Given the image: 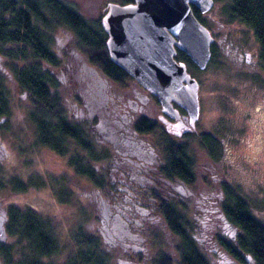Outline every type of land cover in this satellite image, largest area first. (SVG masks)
Segmentation results:
<instances>
[{
  "label": "rangeland",
  "instance_id": "obj_1",
  "mask_svg": "<svg viewBox=\"0 0 264 264\" xmlns=\"http://www.w3.org/2000/svg\"><path fill=\"white\" fill-rule=\"evenodd\" d=\"M69 1L74 3L85 17L92 19L97 18L107 8L108 2L119 4L126 2V0ZM229 2L230 0H214L203 16L214 36L212 59L203 68L188 63L186 65L188 72L199 82L198 117L188 132L189 138L185 141L193 160L194 181L185 184L173 179L168 185V182L159 178L157 189L161 194L175 196L179 201H183L185 208L182 210H186V215L194 226L196 225L201 247L211 264H239L214 241L216 232L229 238L236 232L232 226L226 224L219 210L225 196L222 190L223 183L241 195L253 214L264 223V92L258 86L260 83L255 80L253 83L250 71L246 70L253 69L252 71L255 70L263 78L261 75L264 68L248 67L253 60L248 62L244 55L241 62L239 61L237 49H240L241 54L243 51L258 53V44L251 29L247 34L248 30L246 29L245 33L244 26L240 25L237 19L228 18L225 8H229ZM62 28L64 27L54 29L50 47L58 53L60 61L80 67L89 56L76 48L72 33ZM249 38L252 47L247 43ZM8 62L10 61L0 55V65L3 63L6 65ZM51 70L56 80L54 90L58 93L59 104L66 110L65 115L73 120L83 117L87 108L83 105V97L81 99L78 94L82 82L77 81L73 74L72 77L69 73L62 75L64 68L61 65ZM121 81H117L118 84L114 82L118 88L120 87L115 89L117 93L124 94L127 98V107L142 105L145 107L146 115L156 119L155 114L160 112V106L149 90L134 79L127 78ZM6 84L10 91L9 99L13 102L8 112L10 114L8 137L6 133L5 137L0 134L5 150L0 158V209L10 203L19 206L30 205L40 213L55 218L59 232L61 231L60 235H65L66 229L76 226L80 210H85L82 227L99 238L102 247L109 254L111 264H154L153 260L159 251L167 253L172 259V264H179L175 249L177 237L168 229L158 209L150 211L149 216H139L135 225H130L131 232L135 233L133 239H126V235L121 238L115 235L113 228L121 234L127 230V223L121 218L106 220L102 214L98 194L90 190L92 186L88 180L83 175L72 174L63 164V158L55 157L39 146L36 140V127L27 116L28 110L33 108L28 102L30 100L28 94L19 90L12 76H8ZM138 93H141L139 97L146 93L151 96L149 102L146 100V105L143 103L144 99L143 102L140 100ZM89 103L90 106H87L94 108L95 111L100 110L96 105L98 102ZM130 112L134 119L137 112ZM79 123L84 122L81 120ZM160 125L163 126L162 123ZM206 130L209 136L208 144L201 146L199 134ZM162 131L155 130L145 137L154 150L157 148V152L160 151L158 152L160 156L163 153L164 139L176 140L172 137L175 136L173 133L167 134ZM88 136L96 150L100 148L107 150V157L95 162L98 169L95 172L99 174L102 164L107 163L113 149L105 140L104 134L88 131ZM41 168L48 170V173L56 171L57 173L53 172L54 175H62L61 177L67 181L62 179L55 181L52 176L49 177L51 179L40 178ZM46 180L49 188L40 186ZM17 181L26 187H16ZM55 186L59 187L62 197L70 199L61 201L62 199L56 195L58 189ZM152 203L156 205V202ZM2 235L4 239V233Z\"/></svg>",
  "mask_w": 264,
  "mask_h": 264
},
{
  "label": "trees",
  "instance_id": "obj_2",
  "mask_svg": "<svg viewBox=\"0 0 264 264\" xmlns=\"http://www.w3.org/2000/svg\"><path fill=\"white\" fill-rule=\"evenodd\" d=\"M191 6L194 15L199 17V9ZM225 10L229 19H237L252 30L264 67V0H230L229 8ZM56 27H64L72 33L76 48L84 51L90 61L97 62L111 78L119 81L125 75L129 77L123 68L108 58L106 33L99 16L95 19L85 17L69 0H0V55L10 61L0 65V116L9 112L10 91L6 79L12 76L19 90L26 92L33 103L39 139L56 146V141L61 138L65 149L70 144L67 137L77 140L80 146L77 170L100 188L103 181L90 163V159H97L98 154L92 145L90 147V140L82 128L72 129V122L66 119L58 93L53 89L55 79L42 65V60L51 66L59 64L57 53L50 47ZM176 55L186 65L197 66L182 50L177 49ZM134 127L147 132L155 129L157 124L151 119L139 118ZM162 145L163 163L159 170L163 177L192 183L195 178L193 160L186 144L165 138ZM222 185L225 196L219 210L226 224L236 232L232 238L216 232L214 241L239 264H264V223L253 214L241 195L227 184ZM15 186L26 187L20 182ZM158 199L164 222L177 237V262L211 264L201 247L196 225L182 210L185 205ZM5 212L0 264H111L99 238L82 227L85 210H80L76 226L66 229V238L60 235L55 218L30 205L10 203L5 206ZM153 263L172 264V259L159 251Z\"/></svg>",
  "mask_w": 264,
  "mask_h": 264
},
{
  "label": "flooded vegetation",
  "instance_id": "obj_3",
  "mask_svg": "<svg viewBox=\"0 0 264 264\" xmlns=\"http://www.w3.org/2000/svg\"><path fill=\"white\" fill-rule=\"evenodd\" d=\"M129 1H133V0H127L126 2ZM105 10L106 8L100 15H98L100 25H101V16L105 12ZM205 12L199 11V17L196 16V18L209 29L211 35L213 36L211 29L207 24V20L205 19V17H203L205 15ZM238 23L244 26L245 33H246V29L248 30L247 34L250 33V29L245 24H243L241 21H238ZM103 31L106 33L104 29ZM106 37H107V33H106ZM213 43H214V36L210 44V57L207 63L212 59ZM247 43H249L250 46L252 45L250 38L247 40ZM237 47L238 46H236V48ZM239 50L240 49H237L238 59L240 62L243 59L242 55H244L245 59L248 62L253 60L250 62V65L248 67L257 66L264 68L262 61L258 56V53L243 51L242 52L243 54H241ZM60 53L61 52L59 51V54ZM176 54H177V49L173 57L175 60H178ZM108 58L110 59L109 55ZM89 61L90 59L86 57L85 61L81 63L80 67H77L75 64H72L70 66L68 63L66 64L63 61H59V64L56 66H51L45 60H42V65L44 69L48 70L50 73L52 71L51 69L61 65V67L64 68V71L61 72L62 75H66L67 73H69L70 76L72 77L73 74L74 78L76 77L77 81L79 80L80 83L82 82V85L80 84L79 89H78L79 85H77V89L80 98L82 99L83 97L82 100L83 105L86 106L87 112L83 117H79L73 120L71 117L66 116V119L72 122L73 125L72 129L76 131L80 127L82 128L83 131L86 132L87 136H88V131L97 134L100 133L104 134V137L106 138L105 140H107L108 144H110V146L112 147L113 152L112 154L109 155V160L107 161V163L102 164L101 166L102 169H100L101 173H99V176L103 181V186L97 188L92 181L88 180V182L90 186H92L90 190L92 191L95 190L94 193L98 194L101 204L102 214L106 218V220H108L109 218L112 219L121 218L124 222L127 223L128 225V227L126 228L127 230H125L124 232L122 231L121 234H118L119 233L118 230H115L113 228L115 235L118 236V238L124 237L126 235L125 237L126 239H133L135 237V233L131 232L130 225H135V221H137L139 216L142 215L149 216L150 211H153L154 209L159 210L158 198L166 199L167 201L170 202L174 200L176 204H178V206H182L184 204L183 201H179L175 196L172 197V196H168L167 194L164 195L157 191V189L159 188L158 186L159 178L163 181L168 182V185L172 181V179L171 180L166 179L160 173L159 167L163 163V153L160 156V153H158L160 151L158 150L157 152L156 150L157 148L154 150L151 147L152 145L145 138L146 134L150 132H154L155 130H163L165 133L167 132L173 133L175 136L172 137L176 138V140L172 138L171 139L174 140L175 142L186 144L185 141L190 136L188 132H190L191 128L195 125V121L193 125H191L189 123L186 111L182 107L177 105L174 101H172L171 104L177 111L174 112V111L163 110L157 97L150 91L148 92L151 94V96L153 95L155 97L157 101V105L160 106V112L155 114L157 117L156 119L153 117L149 118L148 115H146L145 113V107L142 105H139L138 107L135 106L127 107L126 104L127 98L124 96V94H119L116 92V89H119L120 87L118 88V85H116L114 82L117 83L118 80L111 78L107 73H105L97 62H93L92 59L91 62ZM246 70L247 72L250 71L249 75L253 83L254 80L260 83L261 85L258 84V86L262 88L264 92V73L261 75L263 78H261L259 76L260 74H257L255 70L252 71L253 69L250 70L249 68ZM124 71L127 72L125 69ZM52 76L54 77L53 74ZM127 78L131 80L134 79L136 82H138L130 74L129 77L125 75L122 81L126 80ZM196 80L198 82L197 78ZM138 84L141 85L143 88H145L139 82ZM55 85H56V80H55ZM198 86H199V82H198ZM53 89H54V85H53ZM139 91L140 90H138V92ZM139 94L141 93H138V97L140 96ZM149 96L146 93L139 98L141 101L144 99V102L143 101L142 102L145 103L146 105L147 104L146 100H148L149 102ZM94 101L98 102L96 103V105L100 107L99 111H95L94 108L89 107L90 106L89 102H94ZM12 102H13L12 100L9 101L10 108L12 107L11 106ZM28 102L30 103V105H33L31 100H28ZM65 111L66 110L64 109V112ZM130 111L137 112V116L134 117V119L131 117L132 113ZM65 114L67 113L65 112ZM9 115L10 114L8 113L7 115L0 116V134L4 137H5V133L7 134L8 137L7 128L9 125L8 124ZM33 115H34V110L33 108H31L30 110H28L27 116L36 127V138H37L36 140L39 146L49 151L51 155H54L55 157L57 156L63 158V164L65 165V167L69 168L68 170H71L72 174L74 173L80 174L77 170L78 168L77 154H79L80 151V146L78 144V141L72 137H67V140L70 141V144L66 146V149L63 140L61 138L58 141H56L55 143L56 146H51L47 142L41 141L39 139V133ZM247 116H249V113H247ZM139 118L151 119L156 122L157 127L147 132L139 131L134 127V122ZM81 120H83L84 123H79ZM130 120H132L131 123H129ZM160 123H162L163 126H161ZM199 135H200L201 146L202 144L206 146V144H208V137H209L207 130L206 132L202 131L201 134ZM88 139L90 140L89 141L90 147L91 145L93 146V144L91 143V138L89 136ZM3 145L4 144L0 139V158L5 151ZM94 150L98 154L97 159L91 158L90 163L93 170L98 171L97 166H95V162L97 160L107 157L108 154H107V150H105L104 148H100L99 150H96L94 148ZM63 171L61 172L62 174ZM53 172L56 171H52L51 173H48V170L42 169L40 170V178L44 177L46 179H51L49 177L52 176V178H54L55 181H59L60 179H62L63 181H67V179L61 177L62 175L61 176L54 175ZM180 182L185 183L182 180H180ZM48 184H49L48 180H46V182H42L40 186L49 188L50 186ZM55 187H57L58 189V191H56V195L58 198L60 199L63 198L65 200L70 199L69 197H62L60 195L59 187L58 186ZM100 189H102V191ZM72 194L74 195V191L72 192ZM152 202L154 203L156 202V205L154 206ZM151 205L153 206L150 207ZM0 216L3 219L2 222L3 225L6 218L5 206L2 209H0ZM3 233H4V227H3ZM108 234L111 233L108 232ZM1 235L2 233L0 234V240L3 239L2 238L3 235L2 236Z\"/></svg>",
  "mask_w": 264,
  "mask_h": 264
},
{
  "label": "water",
  "instance_id": "obj_4",
  "mask_svg": "<svg viewBox=\"0 0 264 264\" xmlns=\"http://www.w3.org/2000/svg\"><path fill=\"white\" fill-rule=\"evenodd\" d=\"M192 4L205 12L213 0L108 2L101 16L110 59L153 93L163 110L177 111L172 101L182 107L191 125L199 111L198 82L185 62L173 55L176 49L182 50L203 68L213 40L209 29L194 15ZM2 222L0 216V234Z\"/></svg>",
  "mask_w": 264,
  "mask_h": 264
},
{
  "label": "bare ground",
  "instance_id": "obj_5",
  "mask_svg": "<svg viewBox=\"0 0 264 264\" xmlns=\"http://www.w3.org/2000/svg\"><path fill=\"white\" fill-rule=\"evenodd\" d=\"M114 62V61H113ZM117 64V63H116Z\"/></svg>",
  "mask_w": 264,
  "mask_h": 264
}]
</instances>
